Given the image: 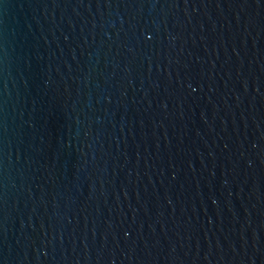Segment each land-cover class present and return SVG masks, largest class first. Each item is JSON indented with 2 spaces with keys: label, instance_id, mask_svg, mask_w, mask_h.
<instances>
[{
  "label": "water",
  "instance_id": "95a60500",
  "mask_svg": "<svg viewBox=\"0 0 264 264\" xmlns=\"http://www.w3.org/2000/svg\"><path fill=\"white\" fill-rule=\"evenodd\" d=\"M0 264H264V0H0Z\"/></svg>",
  "mask_w": 264,
  "mask_h": 264
}]
</instances>
